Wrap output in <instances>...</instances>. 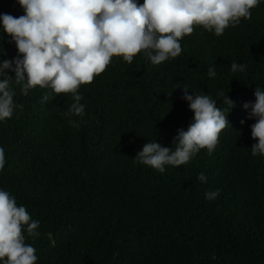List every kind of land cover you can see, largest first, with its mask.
Masks as SVG:
<instances>
[{
  "label": "trees",
  "instance_id": "obj_1",
  "mask_svg": "<svg viewBox=\"0 0 264 264\" xmlns=\"http://www.w3.org/2000/svg\"><path fill=\"white\" fill-rule=\"evenodd\" d=\"M3 13L24 10L18 0H0ZM179 42L181 54L159 65L143 51L132 64L113 56L79 88L83 117L70 112V93L37 86L24 95L13 78L22 109L0 121V188L39 221L37 237L23 233L36 264H264V155L251 154L255 121L242 107L254 102L256 87L264 90V2L221 36L196 25ZM16 55L0 31V59ZM233 62L245 72H232ZM185 86L220 109L227 107L220 92L235 102L215 150L163 173L136 163L148 141L174 148L177 130H187ZM213 190L219 195L206 199Z\"/></svg>",
  "mask_w": 264,
  "mask_h": 264
},
{
  "label": "clouds",
  "instance_id": "obj_2",
  "mask_svg": "<svg viewBox=\"0 0 264 264\" xmlns=\"http://www.w3.org/2000/svg\"><path fill=\"white\" fill-rule=\"evenodd\" d=\"M264 0H18L24 14L14 17L0 14V31L14 42L17 55L0 59V121L11 118L17 108L14 81L27 95L31 89L51 88L55 94L70 93V112L83 117L85 105L80 103L82 84L91 83L102 73L113 56H121L132 64L141 51L153 65H159L182 52L180 40L202 26L216 36L229 26L251 19V9ZM247 65L233 62L232 72H245ZM10 70L14 76H9ZM207 75L217 73L209 68ZM181 88V99L192 111L187 130L178 129L172 146L148 141L136 153L134 161L161 173L166 165L178 167L190 161L201 149L211 154L220 132L230 126L228 113L235 106L227 92L218 96L227 105L220 109L208 95ZM254 102H245L250 125L253 156L264 155V90L256 87ZM49 100L45 94L44 104ZM244 120H241V124ZM5 151L0 147V171L5 165ZM197 179L207 182L201 172ZM219 190L208 191L205 198L215 200ZM39 221L33 220L25 206H18L8 191L0 188V261L2 264H36V249L25 243V235L35 238Z\"/></svg>",
  "mask_w": 264,
  "mask_h": 264
}]
</instances>
